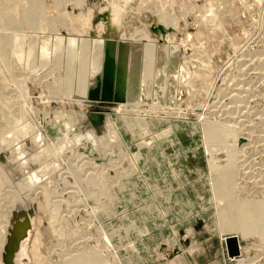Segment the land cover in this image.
<instances>
[{
  "label": "rangeland",
  "instance_id": "374dc122",
  "mask_svg": "<svg viewBox=\"0 0 264 264\" xmlns=\"http://www.w3.org/2000/svg\"><path fill=\"white\" fill-rule=\"evenodd\" d=\"M76 1L0 0V150L31 156L0 248L27 201L13 264H264V0H132L108 39Z\"/></svg>",
  "mask_w": 264,
  "mask_h": 264
},
{
  "label": "bare ground",
  "instance_id": "6f19581e",
  "mask_svg": "<svg viewBox=\"0 0 264 264\" xmlns=\"http://www.w3.org/2000/svg\"><path fill=\"white\" fill-rule=\"evenodd\" d=\"M116 1H118V3H119V6L120 7H122V11H119L116 7L112 10L114 13H115V17L117 18V26L120 28L121 26H120V24L123 22V20H124V16L126 15L125 13L126 12H124L123 10L126 8V6H128L129 4H130V2L132 1V0H113L112 2H114V3H116ZM144 0H141V2H142V4L144 3L143 2ZM162 1V0H161ZM176 1V0H175ZM95 2V1H94ZM97 2V1H96ZM158 2V1H157ZM170 2H174V1H171L170 0ZM74 3V2H73ZM76 3V5L78 6V4H81V2L78 0V1H76L75 2ZM125 3V4H124ZM132 3V2H131ZM168 3V2H167ZM175 3V2H174ZM3 4V3H2ZM148 4V3H147ZM170 3H168L167 5H169ZM176 4V3H175ZM174 4V5H175ZM107 5V4H106ZM159 5V4H158ZM161 5V4H160ZM171 5H173V4H171ZM141 7H142V5H140ZM145 6V5H144ZM161 6H164V5H161ZM154 7V6H153ZM94 8V7H93ZM109 9V7H108V5L106 6V8L105 9H101L102 11V13L104 12V11H106V10H108ZM127 9H128V7H127ZM164 10H165V8H163ZM168 9V8H167ZM171 9V8H170ZM169 9V10H170ZM173 9V8H172ZM80 10H82V9H80ZM154 10V9H153ZM161 10H162V8H161ZM169 10H166V11H168L169 12ZM74 11V10H73ZM185 11V10H184ZM11 12H13L12 10H11ZM158 12H161V13H163L164 11L162 10V11H160V9L158 10ZM168 12H166V13H168ZM7 13H10V12H8V11H6L5 12V15L4 16H9V15H6ZM165 13V12H164ZM166 13H165V15H166ZM2 14V13H1ZM0 14V15H1ZM11 14V13H10ZM169 14V13H168ZM162 15V14H161ZM92 17V16H91ZM91 17H90V15H88V14H84V13H81L80 14V16H79V19H80V21L83 23V25L85 26V27H87L88 25H90V24H92L93 23V21H92V19H91ZM94 17H95V15H94ZM184 17V16H183ZM75 18V17H74ZM162 18L164 19V20H166V18L162 15ZM95 19V18H94ZM168 20V19H167ZM6 21V20H5ZM80 21L78 22V24L80 23ZM161 21V20H160ZM124 23V22H123ZM77 24V25H78ZM167 24H169L168 22H167ZM74 25V24H73ZM187 25V24H186ZM102 27L101 28H103V29H105V25H101ZM71 27V26H70ZM76 27V26H75ZM6 31H7V29H6ZM103 31V30H102ZM73 33V32H72ZM127 33V32H126ZM2 34V38H1V40H2V42H4V45H5V47H8V45H9V43H8V37H7V35H6V33H5V31L4 32H2L1 33ZM105 34V33H104ZM81 35V34H80ZM87 36V35H86ZM118 36V35H117ZM138 36V35H137ZM110 38H111V36H109ZM109 37H106L107 39L109 38ZM114 37V36H113ZM124 38H125V36H124ZM10 46V45H9ZM11 47V46H10ZM116 50V49H115ZM123 54V53H122ZM103 56V55H102ZM106 57V56H105ZM109 57V56H108ZM101 58V57H100ZM107 58V57H106ZM131 58V57H130ZM104 59H102V61H103ZM108 60V59H107ZM110 60V59H109ZM109 60L108 61H103L104 62V65H103V67H104V71L106 70V71H109L110 73H115V70H116V65L114 64V63H112V61L114 60H112V61H110L109 62ZM130 61V60H129ZM130 64H131V62H130ZM95 71H97V67L95 66ZM40 133V132H39ZM39 137V136H38ZM62 145V144H61ZM5 151L6 152H4L3 150H0V187L2 186V185H4V184H6V183H8L9 184V177L11 176L12 177V175H6L5 173H7L6 171H8L7 169H8V167H10V166H12V168H14L13 167V165L15 166L16 165V167H17V165H19V164H17L16 162V164L15 163H13L15 160H17V162H18V159L19 160H21V161H23L24 162V160L26 161V159H28L29 157H31V156H29L28 158L26 157L25 158V156H23V155H18L17 157H16V155L17 154H13L14 152H12V154L10 153L11 151H12V149L11 148H9V147H6V149H5ZM30 151V150H29ZM7 153H9V154H7ZM18 153V152H17ZM31 153V152H30ZM33 157V156H32ZM28 161V160H27ZM30 161V160H29ZM32 161V160H31ZM30 161V162H31ZM33 161H34V159H33ZM22 162V163H23ZM11 163H13L12 165H11ZM19 163H21V162H19ZM30 164V163H29ZM32 164V163H31ZM24 165H28L27 163L26 164H24ZM24 165H23V167H24ZM21 166H22V164H21ZM21 166L19 165L16 169H18V168H21ZM29 166V165H28ZM22 167V168H23ZM11 168V169H12ZM21 168V169H22ZM33 169V168H32ZM5 170V171H4ZM19 170V169H18ZM17 170V172H16V170H15V172L18 174V171ZM23 170V169H22ZM25 170V169H24ZM28 170V169H27ZM30 170V169H29ZM3 171V172H2ZM12 171H13V169H12ZM26 171V170H25ZM30 171H32V170H30ZM36 171V170H35ZM39 171H41V170H39ZM5 172V173H4ZM11 172V171H10ZM21 172V171H20ZM19 172V173H20ZM22 173V172H21ZM20 173V174H21ZM24 173V172H23ZM4 174L6 175V176H4ZM20 174H19V176H20ZM24 174H26V173H24ZM28 174H29V172H28ZM96 174V173H95ZM13 175H15L14 174V172H13ZM33 175V174H32ZM40 175V174H39ZM9 176V177H8ZM18 176V177H19ZM21 176H22V174H21ZM29 176H30V180H32V178L31 177H33V176H31L30 174H29ZM36 176V175H35ZM10 177V178H11ZM15 177L17 178V176L15 175ZM23 177V179L22 180H24V178L25 177H28L27 175H23L22 176ZM37 177V176H36ZM41 177V176H40ZM46 177V176H45ZM15 178V179H16ZM20 178V177H19ZM33 178H35V177H33ZM42 178V177H41ZM21 179V178H20ZM20 179H19V182H20ZM28 179V180H29ZM40 179V178H39ZM44 179V178H43ZM102 179V178H101ZM27 180V181H28ZM36 180V179H35ZM90 180V179H89ZM96 180V179H95ZM18 181V180H17ZM23 182H25V183H23ZM22 183H23V185H25V184H27V182L26 181H23ZM29 182V181H28ZM31 182H33V180L31 181ZM99 182V181H98ZM21 184V183H20ZM29 184V183H28ZM27 184V185H28ZM10 185V184H9ZM9 185H7L6 184V186H9ZM22 185V186H23ZM27 185H25V187L27 186ZM97 185V184H96ZM21 186V185H20ZM43 186V185H42ZM46 186V185H45ZM99 186V185H98ZM25 187H23V190L21 189L22 187H20V191H21V193H20V195H18V196H20L21 198H23V201H25V200H27L26 199V194H28L27 192V190L25 189ZM28 187V186H27ZM26 187V188H27ZM37 188H38V186H37ZM35 189V188H34ZM0 191H1V188H0ZM8 191V190H7ZM27 191V192H26ZM17 193V192H16ZM26 193V194H25ZM0 194H1V192H0ZM10 194H13L12 196H10L9 195V193H8V195L12 198V197H14V198H12V199H14V200H16L15 199V196H14V193H10ZM19 194V193H18ZM9 197V198H10ZM19 197V198H20ZM10 198V199H11ZM17 199V201L18 200H20V199ZM24 198H25V200H24ZM11 199V201L13 202V200ZM11 201H10V204H12L11 203ZM21 201V200H20ZM62 201V200H61ZM9 202V201H8ZM16 202V201H15ZM19 202V201H18ZM13 203L14 205L13 206H10L9 204V206L11 207V210L9 209V210H7V213H8V215L6 216V221H4L5 223L6 222H8V223H12V222H9V220H10V218L12 219V217L10 216L11 214H13L14 213V210H17L16 211V214H15V217H14V222H13V225H12V230L14 229V227L15 226H17L16 227V229L18 230V233H19V235H22V234H24L25 232H26V229H25V226H26V221L29 223L30 222V217H33V212H32V210H28V211H25L23 208L25 207V209L26 208H28L27 207V205H25V203L27 202H25V203ZM39 203V205H40V202H38ZM63 204V203H62ZM7 205V206H8ZM42 206H43V204H41ZM41 205H40V207H41ZM45 206V205H44ZM21 207H23L22 209H19V208H21ZM40 207H38V208H40ZM44 208V207H43ZM40 211V210H39ZM44 212H45V208H44V210H43ZM42 211V212H43ZM5 213V212H4ZM5 215V214H4ZM16 216H21V219L19 220V221H21V222H19L18 221V217L16 218ZM40 218V217H39ZM38 218V219H39ZM2 220V219H1ZM40 220H41V218H40ZM43 222V221H42ZM9 224V225H10ZM36 224V223H35ZM22 227H23V229H22ZM9 230V231H7L8 233H11V231L12 230ZM30 229V227L28 226V230ZM8 230V229H7ZM4 232V231H3ZM37 233H38V231H36ZM1 233V232H0ZM4 235V234H3ZM10 235V234H9ZM35 236V235H34ZM39 237V236H38ZM42 237H43V235H42ZM1 238V237H0ZM41 238V237H40ZM27 239H28V237H27ZM34 239H35V237H34ZM36 239H37V237H36ZM35 239V240H36ZM2 240V239H1ZM6 240H8V238L6 239ZM38 241V240H37ZM25 242V241H24ZM27 242V241H26ZM36 242V241H35ZM34 242V243H35ZM3 244H4V246L2 247V248H0V252L2 253V251H3V249H4V247H5V241H3ZM22 244H23V242H22ZM27 245V244H26ZM7 246V245H6ZM22 246V245H21ZM40 246H41V243H40ZM18 249V248H17ZM5 250V249H4ZM23 250H24V248H23ZM22 250V251H23ZM32 250H33V248H32ZM31 250V251H32ZM20 252H21V250H19ZM26 251V250H25ZM42 251V250H41ZM236 251H237V249H236ZM24 252V251H23ZM33 252V251H32ZM34 252H35V249H34ZM33 252V253H34ZM16 253V251L15 252H13V254L11 255V257H8V255H7V257H6V254L4 253V258H2V257H0V264H5L4 263V259H5V262H6V264H13V257H14V254ZM36 253V252H35ZM34 253V254H35ZM41 253V252H40ZM24 254V253H23ZM22 254V255H23ZM42 254V253H41ZM25 256H26V254H25ZM37 257H38V255H36ZM43 256H44V254H43ZM47 256V255H46ZM45 256V257H46ZM27 257V256H26ZM35 257V256H34ZM33 257V258H34ZM17 258H18V256H17ZM22 258V257H21ZM39 258V257H38ZM19 259H20V257H19ZM17 260V259H16ZM21 260H23V259H21ZM28 260V259H27ZM26 260V261H27ZM30 260V259H29ZM40 260V259H39ZM46 260H47V258H46ZM24 261V260H23ZM20 262V261H19ZM29 262V261H28ZM37 262H38V260H37ZM17 263V262H16ZM22 263V262H21ZM24 263V262H23ZM25 264H28V263H25ZM30 264V263H29ZM37 264V263H36ZM41 264V263H40Z\"/></svg>",
  "mask_w": 264,
  "mask_h": 264
},
{
  "label": "water",
  "instance_id": "95a60500",
  "mask_svg": "<svg viewBox=\"0 0 264 264\" xmlns=\"http://www.w3.org/2000/svg\"><path fill=\"white\" fill-rule=\"evenodd\" d=\"M112 1L113 0H100L101 4H107L109 9L104 11L103 13H100L98 15L99 17H96L97 21L101 20L105 25V34H104L105 37L117 36L120 32L119 31L120 28L117 26V18L115 17V13L112 10L116 7L119 11H122V7L119 6L118 1H116V3ZM90 3H92V0H90ZM123 11L125 12L126 9H124ZM17 217L19 221L21 219V216H16V218ZM16 227L17 226L14 227V229L11 231L8 237L7 246L5 248L6 257L7 255L8 257H11L13 252L17 251L19 243L21 239L24 237L23 234L19 235Z\"/></svg>",
  "mask_w": 264,
  "mask_h": 264
}]
</instances>
